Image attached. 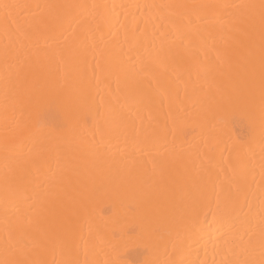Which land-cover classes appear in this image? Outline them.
Listing matches in <instances>:
<instances>
[{
	"label": "bare ground",
	"instance_id": "obj_1",
	"mask_svg": "<svg viewBox=\"0 0 264 264\" xmlns=\"http://www.w3.org/2000/svg\"><path fill=\"white\" fill-rule=\"evenodd\" d=\"M0 264H264V0H0Z\"/></svg>",
	"mask_w": 264,
	"mask_h": 264
}]
</instances>
